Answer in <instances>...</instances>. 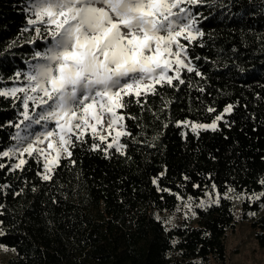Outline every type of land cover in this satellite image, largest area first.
<instances>
[{"label": "trees", "instance_id": "1", "mask_svg": "<svg viewBox=\"0 0 264 264\" xmlns=\"http://www.w3.org/2000/svg\"><path fill=\"white\" fill-rule=\"evenodd\" d=\"M26 2L0 0V87L13 86L10 78L27 70L24 61L33 51L34 46L25 43L30 34H21L27 26ZM199 11L208 17L199 25L206 33L204 47H194L191 54L202 58L195 63L205 78L191 74L193 87L162 89L164 99L172 101L164 110L156 97H149L151 110L131 104L126 111L139 119L126 121L133 133L132 138H124L126 156L113 152L105 158L89 150V140L75 149V166L62 161L54 182L41 181L32 160L23 173L0 170V184L12 186L7 196H0L6 208L0 219L8 233L0 243L16 250L0 264H219L226 260V236L237 225L234 200L222 199L206 211L195 208L197 215L183 217L180 224L166 223L162 212L182 205L170 193L204 200L212 183L221 193L229 186L249 194L264 191L259 183L264 179V0H222L218 7ZM13 41L20 46L9 50ZM230 103L236 105L233 114L225 117L231 127L221 123L220 131L196 136L190 128L176 126L183 120L211 122ZM209 106L217 113L209 114ZM9 121H17V109L11 100L0 98V150L13 143L10 135L15 129ZM151 143L156 146L149 147ZM165 170L160 187L170 192H160L152 183ZM21 188V196L11 195ZM262 203L264 198L241 200L240 206L244 219L255 213L251 226L264 249Z\"/></svg>", "mask_w": 264, "mask_h": 264}, {"label": "snow or ice", "instance_id": "2", "mask_svg": "<svg viewBox=\"0 0 264 264\" xmlns=\"http://www.w3.org/2000/svg\"><path fill=\"white\" fill-rule=\"evenodd\" d=\"M221 3L222 0H27V26L21 34L29 33L25 43L34 47L24 61L27 70L15 72L10 78L13 86L0 87V98L11 100L17 109V121L8 122L15 129L10 135L13 143L0 150V160L6 158L8 162H0V170L23 173L32 160L38 166L36 175L40 180L54 182L62 161L75 166V149L89 144V140V150L101 152L105 158L113 152L126 156L128 144L124 138L133 137L126 121L139 119L126 111L131 104L151 110L149 97H156L161 99L164 110L172 101L164 99L162 89L193 87L188 78L191 74L205 78L195 63L202 58L191 54L194 47H204L206 33L199 25L208 17L199 9L215 8ZM17 46L18 41H13L8 49ZM198 91L203 93L205 88L198 87ZM235 107L230 103L217 113L209 106V114L217 113L211 122L183 120L176 121V126L190 128L196 136L202 131L217 132L221 123L231 127L225 117L231 116ZM163 126L167 128L168 124ZM157 139L153 137V141ZM165 174L166 170L152 180L160 192H170L160 187ZM259 183L264 185V179ZM11 187L0 184V196H7ZM23 191L21 188L11 195L19 197ZM170 194L182 203L185 219L189 212L193 217L197 215L195 208L206 211L220 205L222 199L257 202L264 198V191L249 194L231 186L221 193L215 183L211 191L204 192L208 199L199 202L193 196ZM260 206L264 207V203ZM5 210L0 203V217ZM175 211L181 212L182 208L178 205ZM4 223L0 219V237L8 235ZM166 223H171V218ZM0 248L8 250L3 244Z\"/></svg>", "mask_w": 264, "mask_h": 264}, {"label": "rangeland", "instance_id": "3", "mask_svg": "<svg viewBox=\"0 0 264 264\" xmlns=\"http://www.w3.org/2000/svg\"><path fill=\"white\" fill-rule=\"evenodd\" d=\"M234 202L236 207L237 225L234 230L228 231L226 236L228 249L227 258L219 264H264V249L258 245L254 229L251 226V220L254 216L244 219L242 217V209L240 206L241 200H234ZM180 207L182 208L181 212L164 211L162 212V215H164V217L168 220L171 218V222L180 224L182 223V219L184 217L183 205H180ZM190 215H192L191 212L188 213L189 217ZM7 249L8 250L5 251L0 248V262L7 260L16 253V250H12L13 248L7 246ZM207 263H209V260ZM212 263L215 264L213 261Z\"/></svg>", "mask_w": 264, "mask_h": 264}]
</instances>
